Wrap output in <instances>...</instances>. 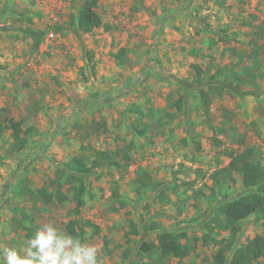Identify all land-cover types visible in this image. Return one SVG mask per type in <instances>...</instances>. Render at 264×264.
Instances as JSON below:
<instances>
[{
  "label": "rangeland",
  "instance_id": "obj_1",
  "mask_svg": "<svg viewBox=\"0 0 264 264\" xmlns=\"http://www.w3.org/2000/svg\"><path fill=\"white\" fill-rule=\"evenodd\" d=\"M83 1L0 0V249L24 246V223L65 230L72 193L44 204L37 191L66 162L126 149L116 158L124 165L129 154L127 168L104 163L84 175L80 215L100 227L85 240L103 264H216L206 224L223 195L245 191L239 175L221 188L213 175L246 146L264 163V0H98L102 23L87 32L76 22ZM231 80L240 87L222 84ZM5 117L32 128L20 151ZM140 167L151 181L139 189ZM164 229L186 233L184 257L138 253ZM260 235L251 214L237 244Z\"/></svg>",
  "mask_w": 264,
  "mask_h": 264
},
{
  "label": "trees",
  "instance_id": "obj_2",
  "mask_svg": "<svg viewBox=\"0 0 264 264\" xmlns=\"http://www.w3.org/2000/svg\"><path fill=\"white\" fill-rule=\"evenodd\" d=\"M98 0H84L80 6L79 12L76 16L77 26L87 32L92 31L102 23V17L96 10ZM1 11V10H0ZM31 31L32 36L39 33L38 30H34L32 27L26 30L27 34ZM38 43V42H37ZM125 50L121 49L117 54L119 58H122ZM202 71L198 70V74L201 75ZM229 76V74H226ZM239 80V77L234 76ZM211 80L216 79L215 76L210 77ZM231 82H233L231 80ZM225 86L232 88L240 87V82H233L226 84ZM236 85V86H235ZM251 92H242L245 95ZM260 93V92H259ZM256 93V96L259 95ZM182 103H186L185 100H179L176 106L178 109L182 108ZM6 124L5 128L11 130V136L14 139L12 142L13 150H22L29 144L28 135L31 134L32 128H24V121L21 119H15L13 117L4 118ZM0 130L1 128L0 123ZM1 133V132H0ZM3 133V132H2ZM1 133V134H2ZM126 150V149H123ZM122 149L115 150L114 154H109L108 151H99L97 156L91 160L88 164L84 159L75 158L73 162H66L64 172L56 179H51L43 186L39 187L37 195L44 204H49L58 199L64 201L67 199V190L72 193L74 200V216L68 220L65 224V230L73 235L79 236L85 239L87 232L86 228L90 227L94 229V233L100 232V227L92 222L90 219L81 218V208L85 202L86 194V174L91 173L96 168L100 167L104 163L114 165L116 167L127 168L129 166L130 155L124 152L121 159H127L124 165L121 164L119 157ZM231 159L227 166L219 169V171L213 175L216 179V185L222 187L223 181L228 178L234 184L236 175L240 176V181L243 185L244 193L239 194L233 198L228 195H223L218 202V206L215 209L214 223H207L206 227L208 231L203 233V239L205 241H211L214 245L218 246V249L214 255V262L216 264H253L255 260L264 258V235L258 236L255 240L238 245L239 238V223L246 219L251 214H258L262 220L264 226V163L258 158V153L253 146H246L241 152H231ZM76 162V163H75ZM137 175L139 178V189L151 181L150 172L143 167L138 168ZM144 175V177H142ZM222 176V180L221 177ZM67 184L68 188L64 191L63 186ZM33 219H31V222ZM25 237L28 239L36 231L35 225H27L24 223ZM222 232H228V235H222ZM216 235H222L219 239ZM187 237L186 233H176L175 231L164 229L157 235V244H153L147 241L142 242L138 253H150L153 254L156 251H160L165 255H172L175 257H184L188 253V248L181 241V237ZM236 247L231 259L228 258L227 252ZM127 264H151L146 261H129Z\"/></svg>",
  "mask_w": 264,
  "mask_h": 264
},
{
  "label": "clouds",
  "instance_id": "obj_3",
  "mask_svg": "<svg viewBox=\"0 0 264 264\" xmlns=\"http://www.w3.org/2000/svg\"><path fill=\"white\" fill-rule=\"evenodd\" d=\"M4 264H103L100 248L55 222L39 226L22 248L0 249Z\"/></svg>",
  "mask_w": 264,
  "mask_h": 264
}]
</instances>
